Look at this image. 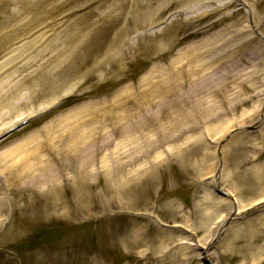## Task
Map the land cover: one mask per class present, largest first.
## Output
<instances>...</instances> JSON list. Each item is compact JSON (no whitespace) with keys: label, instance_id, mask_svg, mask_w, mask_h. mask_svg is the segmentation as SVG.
<instances>
[{"label":"rangeland","instance_id":"374dc122","mask_svg":"<svg viewBox=\"0 0 264 264\" xmlns=\"http://www.w3.org/2000/svg\"><path fill=\"white\" fill-rule=\"evenodd\" d=\"M186 50L221 79L212 107L116 108L83 166L85 207L74 157L53 185L13 180L21 151L156 91ZM263 80L264 0H0V264H264Z\"/></svg>","mask_w":264,"mask_h":264},{"label":"bare ground","instance_id":"6f19581e","mask_svg":"<svg viewBox=\"0 0 264 264\" xmlns=\"http://www.w3.org/2000/svg\"><path fill=\"white\" fill-rule=\"evenodd\" d=\"M27 1V0H22ZM7 21V20H6ZM11 24V21H7V26ZM23 30L27 31V23L24 24ZM73 38V37H72ZM67 42H70L71 38H67ZM115 53V52H114ZM104 61L101 58L99 62L94 63V66L99 67L101 70H107L104 66L105 61L110 58L112 53L109 50L104 53ZM126 55V51L119 52V55L112 56L114 59L120 60V62L124 59ZM198 53H191L190 51H185L180 55V60L178 64H171L168 69L167 74L160 79L157 84L159 89L156 91H149L145 93L139 94L138 91L133 93L129 98H124L123 93H120L119 101L117 103H104L99 106V109L96 107L91 111L89 117L83 118L84 115H80L81 117H74L72 121L66 123L65 128L66 133H62L60 136L62 139H66V142L61 146H57L56 141H48L42 144H32L28 146L26 149L21 151L18 158L17 168L15 167V163L9 159V168L15 167V169L10 170V175L13 176V180H22L23 178H31L33 180V185H53L56 182V178L59 175L62 177V170L64 169L63 164L60 162L61 156H71L76 159V164L79 163L78 172L81 173V183L83 188V195L79 202L83 203V207L87 205V193L85 188V183L87 182L88 172L84 169L83 166L87 164H91L94 161V155H96L101 149L100 145H96V141L99 139L97 137L98 130H100L101 126L105 125V119L116 118L117 120H121L126 117L123 113H116V108L121 109H129L135 108L140 109L143 104H151L149 100L150 95L161 94L164 97L171 96L174 97L170 100L169 105L172 107L180 108L184 105H189V103L193 99V105L196 107L198 105L206 107L207 109L212 107V99L215 95L214 87H217L218 83L216 82L219 79V76H212L203 73L202 69L205 64L204 60H198ZM62 56H69V53L64 51ZM200 57V55H199ZM106 72V71H105ZM225 81V79H223ZM264 84V80L262 81ZM188 85V86H187ZM227 84L224 82V85L221 83L219 86L222 90ZM187 86L184 91L183 87ZM185 92V93H184ZM213 103H215L213 101ZM81 110V109H80ZM79 110V111H80ZM78 111V112H79ZM86 111V110H85ZM123 112V111H122ZM85 114V113H84ZM99 122L93 126L91 131H85V126L89 125L88 123ZM118 123V121H115ZM90 128V126H88ZM65 137V138H64ZM62 143V142H61ZM45 151L46 159H43L44 154L41 155L39 152ZM7 158V157H5ZM55 163L57 166V177L52 172V164ZM47 172L45 175H38V173ZM123 185V184H122ZM80 195V194H79ZM56 201L58 202L59 196L55 195ZM264 201V197L259 198L257 202ZM237 214V213H236ZM255 264H258V260Z\"/></svg>","mask_w":264,"mask_h":264}]
</instances>
